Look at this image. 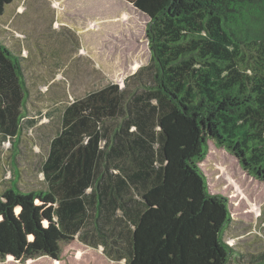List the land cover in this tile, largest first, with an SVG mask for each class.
I'll return each instance as SVG.
<instances>
[{
	"label": "trees",
	"instance_id": "16d2710c",
	"mask_svg": "<svg viewBox=\"0 0 264 264\" xmlns=\"http://www.w3.org/2000/svg\"><path fill=\"white\" fill-rule=\"evenodd\" d=\"M126 1L150 18L152 77L65 109L43 166L49 190L0 195V263L98 264L99 246L75 258L77 233L118 220L126 264H231L230 200L201 163L213 143L264 181V0ZM13 2L0 0V16ZM28 98L22 59L0 40L4 138L21 134Z\"/></svg>",
	"mask_w": 264,
	"mask_h": 264
},
{
	"label": "rangeland",
	"instance_id": "374dc122",
	"mask_svg": "<svg viewBox=\"0 0 264 264\" xmlns=\"http://www.w3.org/2000/svg\"><path fill=\"white\" fill-rule=\"evenodd\" d=\"M149 21L126 0H15L7 8L0 18V36L23 57L29 98L19 137L0 134V195L8 188L22 193L49 190L43 166L72 102L109 84L122 89L128 85L129 92L146 87L142 84L153 74ZM136 73L143 81L133 80ZM209 148L201 168L210 191L230 200L232 223L225 239L235 250L231 264H259L264 261V181L227 150L213 143ZM120 223L102 222L96 236L90 222L87 236L78 239L75 258L84 251L80 245L101 244L95 251L98 264H126L125 248L114 241ZM31 264L66 262L41 258Z\"/></svg>",
	"mask_w": 264,
	"mask_h": 264
},
{
	"label": "crops",
	"instance_id": "0c3cea01",
	"mask_svg": "<svg viewBox=\"0 0 264 264\" xmlns=\"http://www.w3.org/2000/svg\"><path fill=\"white\" fill-rule=\"evenodd\" d=\"M14 2H15V0H14ZM14 2L12 3V4H9V5H7L6 7H5V11H4V14L3 15H1L0 16V18L2 17V16H4L5 15V13H6V10H7V8L8 7H10V6H12L13 4H14ZM9 20V19H8ZM7 20V21H8ZM6 21V22H7ZM10 21H11V19H10ZM5 23V22H4ZM9 29V28H8ZM0 35H1V33H0ZM1 36H0V40H1ZM1 41H3V40H1ZM3 43L6 45V46H8V48H10L15 54H17L18 56H20L21 57V59H22V64H23V57H22V55H20L19 53H18V51H16L15 49H13L10 45H8V44H6V42L5 41H3ZM77 237H78V239L79 238H81V239H83V235H82V233L80 232V233H77ZM85 242V241H84ZM89 246H93L92 244H88ZM100 246H101V244H99V247H98V249H96V250H99V249H101L100 248ZM89 250L91 249V247H88V246H86ZM82 250H80V252H81ZM83 252L84 251H82V254H83ZM82 254H80V256L82 255ZM78 256V255H77ZM43 259V258H42ZM37 261V260H36ZM9 262V261H8ZM12 262H14V261H12ZM32 262H35V261H31V262H28L27 264H31Z\"/></svg>",
	"mask_w": 264,
	"mask_h": 264
},
{
	"label": "water",
	"instance_id": "95a60500",
	"mask_svg": "<svg viewBox=\"0 0 264 264\" xmlns=\"http://www.w3.org/2000/svg\"><path fill=\"white\" fill-rule=\"evenodd\" d=\"M12 260H13V258H12ZM54 262L58 263L57 261H54Z\"/></svg>",
	"mask_w": 264,
	"mask_h": 264
},
{
	"label": "bare ground",
	"instance_id": "6f19581e",
	"mask_svg": "<svg viewBox=\"0 0 264 264\" xmlns=\"http://www.w3.org/2000/svg\"><path fill=\"white\" fill-rule=\"evenodd\" d=\"M57 5V4H56ZM57 22V21H56ZM57 26H58V24H57Z\"/></svg>",
	"mask_w": 264,
	"mask_h": 264
}]
</instances>
